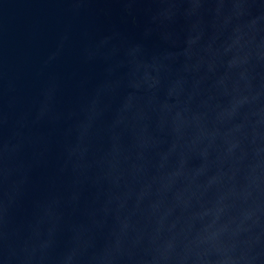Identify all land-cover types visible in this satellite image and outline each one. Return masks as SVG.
I'll return each instance as SVG.
<instances>
[{
  "label": "water",
  "instance_id": "95a60500",
  "mask_svg": "<svg viewBox=\"0 0 264 264\" xmlns=\"http://www.w3.org/2000/svg\"><path fill=\"white\" fill-rule=\"evenodd\" d=\"M0 264H264V0H0Z\"/></svg>",
  "mask_w": 264,
  "mask_h": 264
}]
</instances>
